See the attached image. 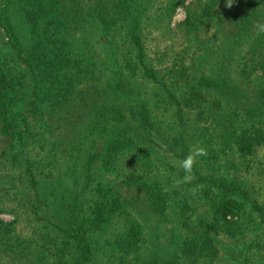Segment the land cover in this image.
I'll return each instance as SVG.
<instances>
[{
	"label": "rangeland",
	"instance_id": "obj_1",
	"mask_svg": "<svg viewBox=\"0 0 264 264\" xmlns=\"http://www.w3.org/2000/svg\"><path fill=\"white\" fill-rule=\"evenodd\" d=\"M97 1L62 0L55 21L57 35L97 54L94 67L105 70L86 74L65 100L42 93L47 101L37 106L28 67L37 53L29 54L48 27L32 20L41 16L35 5L0 0L20 46L0 26V264H69L50 243L63 245L71 201L88 219L96 264H145L171 248L182 264H264V33L255 27L264 0H234L230 9L225 0H182L175 9L148 1L114 31L92 22ZM187 10L200 17L193 26ZM141 101L149 136L130 118ZM193 146L207 156L198 157L194 180L176 187L184 175L177 165ZM220 176L241 180L251 203L217 192ZM148 186L156 207L142 234L148 242L137 241L139 260L135 252L119 262L111 234L125 214L116 202L130 195L141 208L137 192ZM98 200L113 210L111 225L96 222Z\"/></svg>",
	"mask_w": 264,
	"mask_h": 264
},
{
	"label": "trees",
	"instance_id": "obj_2",
	"mask_svg": "<svg viewBox=\"0 0 264 264\" xmlns=\"http://www.w3.org/2000/svg\"><path fill=\"white\" fill-rule=\"evenodd\" d=\"M24 6L32 4L30 7L35 5V9H39L41 16H34L32 20L37 22H43L42 26L48 27V35L45 34L43 31L39 41L33 46L30 50V54L37 53L35 56V64L28 63L29 71L33 76L34 88H38L40 90V94H36L34 92V100L37 106L43 105V102L47 101V99H42L41 94L43 93L46 96H49L50 91H53L52 95L54 98L63 99L64 97L69 98L72 96L73 91L76 90V86L80 85V80L84 78L86 74L90 76H97L100 77V72L94 70L96 67V57L97 54L91 53L85 54L81 48L77 47L73 49L71 44L68 43L67 40L62 38V34L57 35L59 30L56 27V16L57 13L60 15V6L62 5V0H23ZM150 1L151 4L160 5L163 4L160 0H98L93 7V9L89 12L91 16L92 22L98 25H102L104 31L108 29L114 31L117 28L118 23L121 21L128 22V18L136 19L137 17V10H139L142 4ZM158 2V3H157ZM203 0H198L199 6L205 5ZM210 6V3H207ZM165 5L169 6L171 9H175L176 7L182 5V0H170L166 1ZM157 9V8H156ZM168 9V8H167ZM201 9V8H200ZM9 7H5L3 9V13L0 14V26L4 28L8 38L12 41L15 47H20L16 43V38L11 30V22L8 14ZM148 12V11H147ZM155 12V13H154ZM187 24L188 26H193V21L200 19L198 16V12L194 11L191 12L187 10ZM150 16L154 20L163 19L162 16L164 13L150 11ZM152 14V15H151ZM149 16V17H150ZM32 17V16H30ZM56 27V28H55ZM61 31L62 28H59ZM52 32L50 33V31ZM52 38V39H51ZM108 43H111L108 41ZM21 50V48H19ZM89 59L91 64H87L86 59ZM96 69L105 70V67L99 66ZM106 69H109L106 66ZM116 67L113 68V71ZM49 87H51L49 89ZM35 89L33 91H35ZM32 91V93H33ZM106 97V96H105ZM64 98V100L66 99ZM10 104L14 103V99H10ZM144 102L141 101L137 106L134 104L131 105L130 112H131V121L137 122L138 127L140 128V133L144 136H149L147 132L148 128H152V123L150 122V117L148 115V111L146 106L143 104ZM107 108V107H105ZM245 146V144H244ZM249 147V146H248ZM146 161V160H145ZM140 162H138L139 164ZM137 165V162H136ZM139 170H142L141 165H139ZM144 169L146 167H150L148 162L143 163ZM33 175V172L31 171ZM137 176V174H136ZM226 176H220L213 180V184L215 190L219 192L221 195L230 196V195H237L242 199L247 200L251 203V192L250 190L243 186V182L239 180V182L230 181ZM143 185V184H142ZM104 187V185H102ZM143 190L137 192V200L138 203L141 202V208L138 204H135L133 201H130V195L126 196L123 200H119L116 202L115 208L121 210L123 212L124 218L123 220H119L113 233L111 236L113 237V245L119 248H111L117 250L120 253L118 257V261L125 263L128 261V255L130 253H136L135 260H139L140 252L135 251L138 248H134L137 245V241L140 243L142 241H147L149 236H142L145 233V230L149 228V220L150 216L153 212H155L156 208L153 203V197L151 196L150 186L143 187ZM207 189V188H203ZM209 191V190H207ZM209 194H205V197L208 198ZM197 198V197H196ZM192 200L195 199L191 198ZM190 199V200H191ZM214 202L220 203L216 197H212ZM106 199L103 198V201ZM99 201V200H98ZM98 203L93 210V215L96 222L100 225H111V216L113 214V210H109L106 205ZM70 207H68V212L71 214L70 218L67 222L68 229L66 230L65 235L66 237L62 239L63 245H59L57 242L56 244L50 243L54 249V254L60 261H64L65 263L69 264H96L95 261V254L94 248L91 246L89 238H88V230H87V222L85 212L80 210L72 201L70 202ZM252 209H255L259 213L263 214V209L259 207L252 201ZM174 204V203H173ZM137 205V206H136ZM221 205H216V209L220 211V213H225L228 211L226 205L222 203ZM203 223V221L201 222ZM204 224V223H203ZM4 229V230H3ZM5 231V225L0 222V234ZM50 242V240H49ZM175 245L178 244V241L173 240ZM75 245V248H74ZM132 246L131 248H129ZM66 249V250H64ZM172 251L170 253H165L162 251L158 253L159 250L153 252L156 256L152 257L151 260L145 262V264H182V261H177L175 259L176 252L178 248H171ZM51 250V248H49ZM69 258V260H65V258Z\"/></svg>",
	"mask_w": 264,
	"mask_h": 264
},
{
	"label": "clouds",
	"instance_id": "obj_3",
	"mask_svg": "<svg viewBox=\"0 0 264 264\" xmlns=\"http://www.w3.org/2000/svg\"><path fill=\"white\" fill-rule=\"evenodd\" d=\"M233 4L234 0H225V6L227 8H232ZM255 27L259 33H264V23H257ZM202 156H207V149L200 146H193L189 153L177 165L183 171L184 175L174 180V186L179 187L181 184H189L194 180L193 168L197 163L198 157Z\"/></svg>",
	"mask_w": 264,
	"mask_h": 264
}]
</instances>
